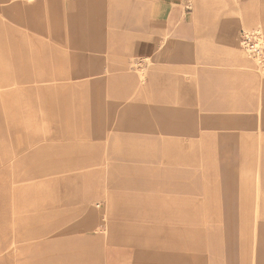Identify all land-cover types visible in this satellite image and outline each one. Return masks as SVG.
I'll list each match as a JSON object with an SVG mask.
<instances>
[{"label": "rangeland", "instance_id": "obj_1", "mask_svg": "<svg viewBox=\"0 0 264 264\" xmlns=\"http://www.w3.org/2000/svg\"><path fill=\"white\" fill-rule=\"evenodd\" d=\"M252 29L264 0H0V264H264Z\"/></svg>", "mask_w": 264, "mask_h": 264}, {"label": "crops", "instance_id": "obj_2", "mask_svg": "<svg viewBox=\"0 0 264 264\" xmlns=\"http://www.w3.org/2000/svg\"><path fill=\"white\" fill-rule=\"evenodd\" d=\"M173 12H174L173 8H171L169 10V7L164 8V6L160 7V5H159L158 9L154 12V16H155L158 23H160V22L163 23L164 19L166 20L165 16L167 15V18H169V16H171V14ZM148 44H151V43L148 42ZM238 53L240 54L239 51L234 52L236 58H238V56H240ZM241 55H243V54L241 53ZM241 57L242 56H240V59L242 60ZM243 64L245 65L246 63H243ZM243 64L241 63L242 66H243ZM95 73L96 72H93V74H95ZM88 217L86 218V220H84L85 224H89L91 219H92L91 214ZM111 228H112L111 234H110L111 238L109 241H114V238L124 239V241H125V240H129V238L131 237L130 234H128V230H125L126 228H124L123 226H120V225L115 226L114 224H111ZM131 238L134 241H137V238H135V239L133 237H131ZM82 240L83 241L88 240V241L93 242L95 240V238L90 237V236H88V237L83 236ZM106 242H108V240ZM104 247H105V245L102 246V250L104 249ZM106 261L108 264H154V262L151 259L149 260L148 254H145L138 249H135L133 251L127 250V249L126 250L117 249V248L112 249L111 251H109L108 258Z\"/></svg>", "mask_w": 264, "mask_h": 264}, {"label": "built area", "instance_id": "obj_3", "mask_svg": "<svg viewBox=\"0 0 264 264\" xmlns=\"http://www.w3.org/2000/svg\"><path fill=\"white\" fill-rule=\"evenodd\" d=\"M241 47L251 60L257 61L264 74V35L260 30H242L239 36Z\"/></svg>", "mask_w": 264, "mask_h": 264}]
</instances>
